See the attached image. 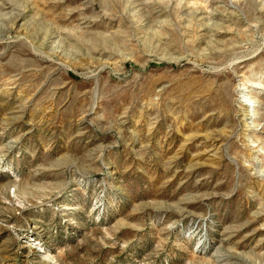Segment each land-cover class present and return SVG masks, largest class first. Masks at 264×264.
Returning <instances> with one entry per match:
<instances>
[{"label": "rangeland", "instance_id": "1", "mask_svg": "<svg viewBox=\"0 0 264 264\" xmlns=\"http://www.w3.org/2000/svg\"><path fill=\"white\" fill-rule=\"evenodd\" d=\"M0 264H264V0H0Z\"/></svg>", "mask_w": 264, "mask_h": 264}]
</instances>
